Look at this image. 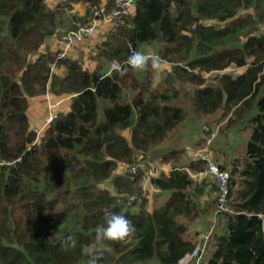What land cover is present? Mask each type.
Listing matches in <instances>:
<instances>
[{
  "label": "trees",
  "instance_id": "1",
  "mask_svg": "<svg viewBox=\"0 0 264 264\" xmlns=\"http://www.w3.org/2000/svg\"><path fill=\"white\" fill-rule=\"evenodd\" d=\"M47 1L0 0V264H87L106 212L125 216L135 233L103 241L100 264H180L194 250L190 224L215 212L202 204L205 188L191 177L202 161L185 168L174 150L159 157L172 170L158 168L151 179V188L169 195L153 211L146 208L150 187L140 194L143 170L135 181L116 174L121 163L154 169L146 160L187 113L179 91L156 86L150 66L142 76L130 67L124 75L105 72V63L122 64L146 45H158L155 56L175 66L177 82L196 87L197 112L237 108L238 122L247 120L250 128L244 156L232 164V210L219 214L222 231L199 264H264V30H255L257 22L264 24V0H136L134 11L99 44L96 68L68 57L57 62L63 76L52 72L55 52L48 42L64 20ZM71 1L85 8V23L91 5H104L110 14L116 3ZM251 8L257 19L239 16ZM231 67L245 69L218 77L216 86L208 83L207 74ZM48 93L70 96V111L56 115L37 142L30 100ZM110 180L116 195L101 188ZM138 193L142 205L133 212L128 201ZM68 236L75 237L74 248L64 246Z\"/></svg>",
  "mask_w": 264,
  "mask_h": 264
},
{
  "label": "rangeland",
  "instance_id": "2",
  "mask_svg": "<svg viewBox=\"0 0 264 264\" xmlns=\"http://www.w3.org/2000/svg\"><path fill=\"white\" fill-rule=\"evenodd\" d=\"M47 5L51 9L60 8V12L62 13V19L64 20V23L58 30L60 34H63L66 32L69 27H71V21L72 19L75 20V23L82 22L83 23V16L86 12L85 8H83V5L75 4V2L71 0H48ZM257 11L254 8H251L250 10H242L239 13V16H247L252 15L254 18L257 19ZM78 17H77V16ZM76 16V17H75ZM206 24H216L217 22H207ZM227 23L222 24L221 27L226 26ZM218 26L219 23H218ZM259 29L260 31L264 30V24L257 22L255 25V30L257 31ZM59 33L55 35L57 38V41L59 40ZM90 43L97 42V45H92V50H98L99 48V42H103L105 40V34L102 30H98L95 32L90 38ZM84 45V44H83ZM80 48V50H85L86 46H83ZM158 45H146L143 46L139 52L144 54H151L156 55L158 54ZM58 47H54V50H58ZM52 50V49H51ZM92 51H90L91 53ZM90 53H85L86 57H81L80 61L88 60L89 64L91 65V62L94 64V66L98 65L99 61L96 59L97 56L95 54L90 55ZM85 61H84V60ZM113 62H107L105 63V72L109 75L111 64ZM163 68L161 71L156 72V86H165L167 84L168 88H174L173 90L179 91L180 96L178 103L185 109L187 112L185 115V120L179 126L175 132L168 135V141L157 151V154H154L151 160H146L147 162H150L151 165L155 168L162 169L164 173L169 174L172 170V164H164L162 163L161 157L162 155L166 154L167 152L176 151L179 153L180 158V165L188 168L187 166L192 163L200 162L198 160L200 154L205 149L208 150V152L212 155L214 160L219 164L220 163L222 168L227 169L232 174L234 166L232 165L235 163L236 160H241V158L244 156V151L247 147V143L249 141L250 137V128L248 127L247 120L239 121L238 118L235 115V112L237 108H233L230 112H223L218 111L212 115H204L200 112H197L195 108L193 107V92L195 90V86L192 84H189L187 82H177L174 77L171 76L172 72L175 69V66L167 61H162ZM184 66V65H183ZM184 68V67H183ZM245 68L240 69L237 67H231L228 70L222 72V73H209L206 75L208 83L212 84L213 86L217 85V78L221 77L224 74H231L233 76H237L241 74L244 71ZM59 70V69H58ZM62 70V69H61ZM144 69H137L139 75L142 76L144 73ZM56 73V72H55ZM171 79L174 80L173 83H171ZM167 81V83H165ZM173 86H170V85ZM166 90V89H165ZM59 99H64L60 97H56L52 95L51 93L46 94L45 96L32 98L30 100V107L28 110V115L30 119V125L31 129L34 130H40V134L37 135V142L41 140V136L43 135L44 131L48 129L51 120L55 118L56 115L64 113L63 110H65V106L69 105V102H66V105L63 103L61 105L59 104ZM54 104V105H53ZM58 105V106H57ZM51 107L57 106L56 110L51 109ZM32 113H37L39 117L36 120H33L30 115ZM232 116V117H231ZM33 117V115H32ZM237 122V123H236ZM206 129H203L205 128ZM206 130H209V133L206 132ZM215 135L213 137V141L211 144L208 143V138H211L212 135ZM125 135L130 137V131H126ZM140 157L139 159H141ZM202 163V162H201ZM224 163V164H223ZM126 164V163H125ZM125 164H120L119 168L116 172L117 175H123L122 167ZM145 164V163H144ZM143 164V165H144ZM147 164V163H146ZM223 164V165H222ZM145 166V165H144ZM149 166V165H148ZM150 168V167H147ZM205 169V163H203V166L201 169H199L196 172H199L201 170ZM196 172H191L196 173ZM236 181L239 180L238 177L235 178ZM194 182L199 186H204L205 188V196L202 199V204L206 205L209 203L212 204V210L216 209V206L218 204L219 200V194H218V186L217 184L211 180V179H205L201 182L194 180ZM102 189L109 190L113 195H116V192L112 186V180L105 182L101 185ZM238 188V182L235 187V189ZM140 190V194H141ZM144 193V192H142ZM139 193L136 195L137 202L132 205V211L138 212L139 206L142 205V201L140 200ZM145 194V193H144ZM148 194V193H147ZM167 193L160 192L155 187H150L149 191V199L147 201L146 208L148 211H153L155 208L162 206L165 201L168 198ZM234 202V199L230 200L228 211L232 210V204ZM223 218L219 217V215H216L215 212L213 214H210L208 216L202 215L199 219L192 222L190 224V235L194 237L196 240V243L198 241L200 234H209L212 233L211 242L208 247V254L205 258V261L209 259V257L212 254L213 251V236L216 233H220L223 228ZM104 244H97V246L89 248V251L92 249H100L104 248Z\"/></svg>",
  "mask_w": 264,
  "mask_h": 264
},
{
  "label": "built area",
  "instance_id": "3",
  "mask_svg": "<svg viewBox=\"0 0 264 264\" xmlns=\"http://www.w3.org/2000/svg\"><path fill=\"white\" fill-rule=\"evenodd\" d=\"M136 5V0H116L115 9L112 13L108 14L107 9L104 5L94 4L89 8V19L88 22H77L75 27L68 29L63 34L59 35L58 40V50L54 54L55 63L52 65V72L55 73L58 71L57 62L61 60H67L71 50L86 44L89 38L98 30H102L103 33L107 34L108 32H115L117 30L118 24L122 19L131 14ZM117 62L111 64L110 73L117 70L115 65ZM109 73V74H110ZM55 107V106H54ZM51 107V109H54ZM206 129V126L205 128ZM34 132L39 135L40 130H34ZM209 133V130H206ZM213 134L211 138H208V143L211 144L213 141ZM199 161L205 163V169L196 173H191L193 180L199 182L205 179L213 180L217 186L220 193L218 204L215 209V214L219 215L222 212L228 211L230 203V182H231V173L228 170H223L220 167L212 155L208 152L207 149L201 152ZM0 161V165H1ZM143 170L144 176L143 181H141V189L146 193L150 185L151 179L159 174L160 170L158 168L150 169L140 164H125L122 167L123 174H127L132 181L137 180L141 171ZM137 200L136 196H131L129 198L128 204L133 205ZM212 233L209 234H200L198 241L195 245V248L192 252L185 255L180 264H199L203 260L205 255L208 252V247L211 242Z\"/></svg>",
  "mask_w": 264,
  "mask_h": 264
},
{
  "label": "clouds",
  "instance_id": "4",
  "mask_svg": "<svg viewBox=\"0 0 264 264\" xmlns=\"http://www.w3.org/2000/svg\"><path fill=\"white\" fill-rule=\"evenodd\" d=\"M149 66L154 72L161 71L163 68L161 58L138 51H134L129 55L122 64L117 63L115 65L121 75L126 74L129 67L132 69H144ZM104 221L105 223L99 225L95 233V240L98 244L106 240L114 242L125 241L135 233V226L123 215L106 212ZM76 243L77 241L73 236H68L63 241L64 246L67 248H74ZM100 261L101 254L95 249L90 250L87 264H100Z\"/></svg>",
  "mask_w": 264,
  "mask_h": 264
},
{
  "label": "crops",
  "instance_id": "5",
  "mask_svg": "<svg viewBox=\"0 0 264 264\" xmlns=\"http://www.w3.org/2000/svg\"><path fill=\"white\" fill-rule=\"evenodd\" d=\"M105 34V33H104ZM90 40H88L87 42H86V44H84L83 46H86V48H85V50H80V48L82 47V46H78L77 48H75V49H73V50H71L70 51V53H69V58L71 57V58H73V59H79L80 60V58L81 57H86V54L87 53H90V51H92L91 53H90V55H92V54H95L96 53V51L97 50H92L91 48V46L92 45H97V42H94V43H90L89 42ZM49 44V47L52 49V51L54 52L55 50H54V47H58V41H57V38L54 36V37H52V39L51 40H49V42H48ZM101 42H99L98 44H100ZM83 52H85L86 54H83ZM82 59V58H81ZM84 60V59H83ZM85 61V60H84ZM83 62V61H82ZM84 64V67L85 68H87V69H89L90 71H93L95 68H96V65L94 66V64L91 62V65L89 64V62H88V60L87 61H85V63H83ZM62 69V70H61ZM57 74H59V75H64V73H65V68L64 67H62V68H60L57 72H56ZM71 97L70 96H68V97H64V99H59L60 101H59V104L58 105H61V104H65L66 105V102L68 101L69 102V105L67 106H65V110H63V112L64 113H67V112H69L70 111V105H71ZM54 105V104H53ZM57 105V106H58ZM57 106H55L54 107V110H56V107ZM32 115H33V117H32ZM32 115H30L31 116V118L33 119V120H36L38 117H39V115H37V113H32ZM220 163H222V162H220Z\"/></svg>",
  "mask_w": 264,
  "mask_h": 264
}]
</instances>
